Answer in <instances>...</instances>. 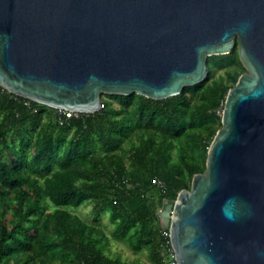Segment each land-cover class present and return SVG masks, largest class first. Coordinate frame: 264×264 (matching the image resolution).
Wrapping results in <instances>:
<instances>
[{"label":"water","instance_id":"95a60500","mask_svg":"<svg viewBox=\"0 0 264 264\" xmlns=\"http://www.w3.org/2000/svg\"><path fill=\"white\" fill-rule=\"evenodd\" d=\"M236 46L206 168L160 213L179 264H264V0H0V84L57 108L177 95Z\"/></svg>","mask_w":264,"mask_h":264},{"label":"trees","instance_id":"16d2710c","mask_svg":"<svg viewBox=\"0 0 264 264\" xmlns=\"http://www.w3.org/2000/svg\"><path fill=\"white\" fill-rule=\"evenodd\" d=\"M208 68L177 95L105 94L100 110L64 123L55 107L1 91L0 264H166L160 210L205 170L227 93L246 71L238 46L210 55ZM91 199L146 260L109 254L103 228L68 208Z\"/></svg>","mask_w":264,"mask_h":264},{"label":"rangeland","instance_id":"374dc122","mask_svg":"<svg viewBox=\"0 0 264 264\" xmlns=\"http://www.w3.org/2000/svg\"><path fill=\"white\" fill-rule=\"evenodd\" d=\"M105 95V94H103ZM108 97V96H107ZM112 101L117 103L115 98H109ZM129 147V145H127ZM27 152L29 155H32L34 152V142L30 141L29 146L27 147ZM68 208L84 218L86 221L90 223H95L103 228V230L109 235V244L107 246V252L111 255H118L127 260H137L147 259V250L145 247L140 248L138 250L134 249L133 247L129 246L127 242L121 239H117L114 237L113 233L116 228V224L112 222L110 218V214L108 210H101L99 212L95 211V201L94 200H86L79 206H68ZM162 208L160 210V213ZM8 221L10 219V215L7 217ZM160 222L163 224V221L160 217ZM164 225V224H163Z\"/></svg>","mask_w":264,"mask_h":264},{"label":"built area","instance_id":"2783aa9c","mask_svg":"<svg viewBox=\"0 0 264 264\" xmlns=\"http://www.w3.org/2000/svg\"><path fill=\"white\" fill-rule=\"evenodd\" d=\"M4 90H5V87L3 89H1L0 92L4 91ZM103 106H104V104H102V107ZM55 108H56V111H57L58 120L61 123H64L70 117L77 116L80 113H84V112L76 111V110H73V109L57 108V107H55ZM163 228L165 229V234L169 237L167 245H166V248H165L164 251H165L166 257L168 255H172V259L171 260H167L166 259V261H167L166 264H179V262L177 260V257H176L174 246H173L172 241H171L170 229L168 227H165L164 225H163Z\"/></svg>","mask_w":264,"mask_h":264}]
</instances>
